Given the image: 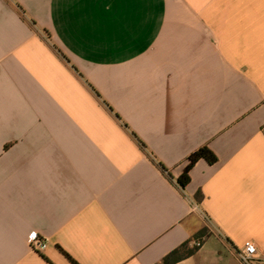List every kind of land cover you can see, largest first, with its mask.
Here are the masks:
<instances>
[{"label":"crops","instance_id":"0c3cea01","mask_svg":"<svg viewBox=\"0 0 264 264\" xmlns=\"http://www.w3.org/2000/svg\"><path fill=\"white\" fill-rule=\"evenodd\" d=\"M203 229L177 264H264V0H0V264H161Z\"/></svg>","mask_w":264,"mask_h":264},{"label":"trees","instance_id":"16d2710c","mask_svg":"<svg viewBox=\"0 0 264 264\" xmlns=\"http://www.w3.org/2000/svg\"><path fill=\"white\" fill-rule=\"evenodd\" d=\"M201 160H205L210 164H216L218 162V157L207 146L202 147L201 149H199L198 151L193 153L189 157V163L186 166L183 174L181 175V177L178 181L179 186L183 190H185L189 186V184L191 183L190 173L193 170V168L196 166V164L198 162H200ZM202 197L203 196L201 193L197 195V199L199 201L202 199ZM206 231H207L206 229L201 230V232H199L197 235H195L193 237V241L195 243L196 242H202L204 235L206 234ZM191 242H192V240L190 242L183 244L181 247H179L175 251L171 252L167 257H165V259L163 260V262L161 264H177L178 262H180V261H182V260H184L190 256H193L198 251V247L194 246L191 248L190 247Z\"/></svg>","mask_w":264,"mask_h":264},{"label":"built area","instance_id":"2783aa9c","mask_svg":"<svg viewBox=\"0 0 264 264\" xmlns=\"http://www.w3.org/2000/svg\"><path fill=\"white\" fill-rule=\"evenodd\" d=\"M195 211H198L197 207H195ZM203 217H205L204 214ZM205 218L207 219V217ZM31 244L35 251L42 252L47 248V242L43 240L39 234L33 235ZM195 246H201V242H196ZM257 255L258 248L253 242H247L244 247L238 252V257L242 264H256Z\"/></svg>","mask_w":264,"mask_h":264}]
</instances>
